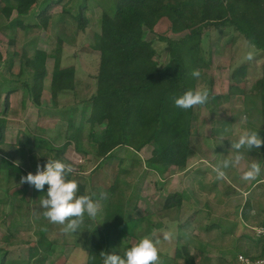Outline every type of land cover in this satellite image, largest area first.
<instances>
[{"label": "rangeland", "instance_id": "obj_1", "mask_svg": "<svg viewBox=\"0 0 264 264\" xmlns=\"http://www.w3.org/2000/svg\"><path fill=\"white\" fill-rule=\"evenodd\" d=\"M84 1L70 0L64 5L68 2L64 0L52 5L48 15L53 17L46 29L39 26L41 22L32 15L39 9L36 4L31 14L24 17V24L30 28L23 29L17 24L16 13L10 19L2 13L4 4L0 0V52L4 58L8 60L24 51L34 56L36 50L49 55L47 85L41 106H36L25 97L21 89L11 94V106L6 116V139L0 147V156H6L32 174H36L38 164L44 165L48 159H54L49 147H59L66 142L69 117L73 116L75 125L80 126L83 102L90 99L97 89L100 58L98 53H92L90 46L94 43L95 34L101 32L103 12L109 10L113 0H87L85 14L89 24L85 31H79L71 15L77 13ZM157 32L159 36L147 31L145 39L154 43L156 59L164 66L170 59L164 36H178L173 35L166 24L159 26ZM59 39L63 41L60 51ZM202 48V56L210 63L201 71L203 77L196 90L211 91L221 100L218 105L209 101L206 106L193 107L197 136L193 139L194 154L186 170L171 168L163 178L146 171L145 162L151 157L153 146L145 147L138 154L127 149L118 152L119 158L126 160L121 169L130 173L121 175V179L126 181L127 195L119 203V208L126 217L137 218L138 221L128 224L129 227L135 226L134 235L127 229L126 235L116 234L115 240L118 244L134 246L144 236L159 238L160 264H173L179 235L184 239L180 245L187 244L190 254L199 264H236L234 256L239 248L242 253L250 251L251 255H257L262 247L256 240L258 237L254 229L264 223V145L259 150L242 149L244 159L235 167L222 169L226 174L223 179H217L214 168L226 159L235 158L237 152L232 149V142L238 141L245 131H257L264 138V121L258 111L261 105L257 98L249 97L253 96L251 91L256 82L263 77L264 52L255 48L254 58L246 60L250 45L241 35H234L232 30H227L224 36L220 31L207 32ZM52 55H60L63 67L76 69L77 85L75 92L60 94L55 104L49 86L55 62ZM16 61L13 73H19L18 59ZM0 65V108L3 109L12 78L6 70L5 61ZM242 67L246 68L245 76L238 82L234 81L233 72ZM234 86L240 90L237 91ZM227 96L229 99H226ZM101 128L98 126L96 130ZM216 130L219 131L217 136L214 135ZM89 147L93 153L85 156L71 145L63 157L73 165L78 181L85 184L87 192L92 191L91 172L98 163L94 157L95 146ZM253 162L261 165V174L256 180L245 181L243 174ZM23 185L20 181L6 180L4 174L1 176L0 249L7 252L10 264H24L23 260L31 254L34 259L38 257L40 248L37 240L42 231L47 233L49 241L56 243L46 264H87L86 248L91 232L103 226V203L109 198L105 185L100 183L97 189L101 199L96 218L84 223L76 232L68 233L63 231L66 225L57 226L59 224L49 222L44 216L45 209L41 207L40 200L45 196L44 189L49 186L46 184L42 191L31 186L28 191L30 197L22 190L17 192ZM174 192H187L191 201L185 202L181 211H166L164 203ZM102 193H106V197L102 198ZM246 205L250 208L246 209ZM134 206L136 210L130 214ZM194 212H198L195 221L181 231V226L191 221ZM213 224L221 227L207 231L206 228ZM171 227L175 228V237L164 241L163 231ZM112 253L117 254L113 250L109 252Z\"/></svg>", "mask_w": 264, "mask_h": 264}, {"label": "trees", "instance_id": "obj_2", "mask_svg": "<svg viewBox=\"0 0 264 264\" xmlns=\"http://www.w3.org/2000/svg\"><path fill=\"white\" fill-rule=\"evenodd\" d=\"M63 1L2 0L4 4L2 13L7 19L16 13L17 24L23 29H28L30 27L24 24V17L29 16L33 7L38 4V11L32 15L41 22L39 26L46 29L53 17L48 15L50 7ZM87 10L85 0L78 7L77 13L71 15L78 24L79 31H85L89 24L85 14ZM162 24L168 25L170 32L178 36L177 38L164 36L170 56L164 66L156 59L157 50L154 43L145 39L147 31L159 36L157 28ZM211 30L220 31L223 36L227 34V30H232L234 35L235 33L241 35L249 45L254 44L257 50L264 52V0H113L109 10L103 12L101 32L95 34L94 43L90 46L92 53H98L100 58L96 92L83 102L80 126H76L73 116H70L66 142L62 146L48 148L54 155L53 160L59 159L70 164L63 157L71 145L85 156L93 153L89 146H95L94 157L98 163L91 172L92 191L87 192L85 184L78 181V173L73 172L68 177L79 182L77 196L87 194L98 202L101 199L97 193L100 183L105 185V190L109 193V198L103 203V226L101 229L95 228L88 241L87 264H103L101 253L109 254L113 250L118 255H123L132 247L118 244L114 237L116 234L126 235L127 229L134 235L135 226L129 227L128 224L138 221L137 218L126 217L125 212L119 208V203L127 195L126 181L121 179V175L130 174L121 169L126 161L119 158L118 152L121 149L132 150L138 154L145 147L153 146L152 155L145 162L144 168L160 178L169 174L171 168L186 170L188 161L194 154L193 139L197 136L196 117L193 108L184 110L176 107L174 98L188 90L197 89L203 75L197 79L191 72L194 69L203 71L209 66L210 62L202 56V46L205 34ZM59 41L60 51L63 41L61 39ZM15 55L6 60L0 52V64L5 61L6 70L12 78L5 104L3 109L0 108V147L6 139L8 126L6 116L11 106L10 95L21 89L24 96L39 107L47 85L49 58L47 52L36 50L34 56H29L24 51L21 55ZM51 57L55 62L49 86L55 104L60 94L76 91V69L63 67L60 55ZM17 59L19 73H13ZM245 69L242 67L233 72L234 81L238 82L245 76ZM234 89L240 90L237 86H234ZM252 90L253 96L249 97L257 98L256 101H259L261 106L258 111L264 121V63L263 77L256 82ZM208 92L209 101L218 105L221 97L211 91ZM231 94L234 93L231 91ZM1 96L0 92V101ZM98 126L102 127L101 130H96ZM214 135H219V131H214ZM86 145H89L88 149ZM28 173L6 156H0V181L3 174L6 175V180L20 181L21 177L27 176ZM30 188L29 184L24 183L17 192L22 190L28 195ZM47 191L48 188H45L44 197L47 196ZM29 196L31 197L30 194ZM189 201L191 196L187 192H174L168 195L163 208L180 210L184 203ZM249 208L250 206L246 205V209ZM134 210L136 206L130 209V214ZM197 213L194 212L191 221L188 220L181 228L179 227L181 231L195 221ZM89 219L85 214V221ZM213 227L220 228L221 225L213 224L206 230H212ZM183 240V236L179 235V245L173 264H199L190 254L189 246L180 245ZM256 240L262 244L261 252L251 255L250 251H243V254L255 258L264 256V238L258 237ZM37 244L40 248L38 257L34 259V255L31 254L28 259L23 260L24 264H46L49 254L56 246V243L48 240L45 231L41 232ZM239 249L234 260L242 253ZM0 255L2 256L0 264H10V260L6 258V251L0 249Z\"/></svg>", "mask_w": 264, "mask_h": 264}, {"label": "clouds", "instance_id": "obj_3", "mask_svg": "<svg viewBox=\"0 0 264 264\" xmlns=\"http://www.w3.org/2000/svg\"><path fill=\"white\" fill-rule=\"evenodd\" d=\"M255 55V45L250 44L245 59L251 61ZM194 78H200L201 71L194 69L191 72ZM209 101V92L207 90H188L178 98H174L176 107L187 110L198 105H205ZM264 145L262 138L257 131H245L236 142H232V149H235L237 155L234 159H226L221 165L214 168L217 179H223L226 169L230 166L239 165L244 159L242 149L259 150ZM74 172L72 164L65 163L59 159H48L44 165H37L36 174L31 172L27 176H22L20 183H27L34 186L37 190H43L47 184V196L40 200V205L44 211V216L49 222L54 224L66 225L63 229L65 233L76 232L85 222V214L88 218L95 219L100 205L94 201L90 195H79V182L74 179H68L69 175ZM261 174V165L251 163L249 169L244 172L245 181L256 180ZM95 195V194H93ZM106 193L101 196L106 197ZM175 228L171 227L163 231V240L171 241L175 237ZM159 238H150L144 236L137 244L128 249L123 255L115 253H101L103 264H160V245ZM264 264V262H258Z\"/></svg>", "mask_w": 264, "mask_h": 264}, {"label": "built area", "instance_id": "obj_4", "mask_svg": "<svg viewBox=\"0 0 264 264\" xmlns=\"http://www.w3.org/2000/svg\"><path fill=\"white\" fill-rule=\"evenodd\" d=\"M255 235L257 237L264 238V227L260 226L254 229ZM258 262H264V256L263 257H254V256H247L243 253H240L237 255L236 264H258Z\"/></svg>", "mask_w": 264, "mask_h": 264}, {"label": "crops", "instance_id": "obj_5", "mask_svg": "<svg viewBox=\"0 0 264 264\" xmlns=\"http://www.w3.org/2000/svg\"><path fill=\"white\" fill-rule=\"evenodd\" d=\"M228 193L227 194H231V192L229 193V191H227ZM173 210H176V211H181V210H177V209H170V210H166V211H173ZM90 220V219H89ZM89 220L88 221H85L84 223H89Z\"/></svg>", "mask_w": 264, "mask_h": 264}]
</instances>
